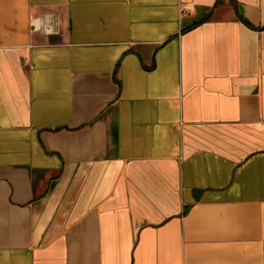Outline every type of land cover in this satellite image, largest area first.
<instances>
[{
  "label": "crops",
  "instance_id": "crops-1",
  "mask_svg": "<svg viewBox=\"0 0 264 264\" xmlns=\"http://www.w3.org/2000/svg\"><path fill=\"white\" fill-rule=\"evenodd\" d=\"M0 264H264V0H0Z\"/></svg>",
  "mask_w": 264,
  "mask_h": 264
},
{
  "label": "built area",
  "instance_id": "built-area-1",
  "mask_svg": "<svg viewBox=\"0 0 264 264\" xmlns=\"http://www.w3.org/2000/svg\"><path fill=\"white\" fill-rule=\"evenodd\" d=\"M42 20V18H39V20ZM33 22V30H40L42 32H45V33H54L56 32V28H55V24L53 22H51L50 20H42L41 24L39 26H37L35 23H34V20L32 21Z\"/></svg>",
  "mask_w": 264,
  "mask_h": 264
}]
</instances>
